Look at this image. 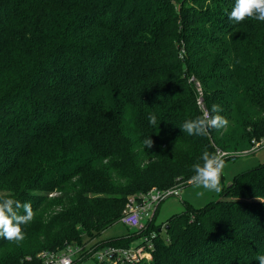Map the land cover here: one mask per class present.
Instances as JSON below:
<instances>
[{"label": "trees", "instance_id": "obj_1", "mask_svg": "<svg viewBox=\"0 0 264 264\" xmlns=\"http://www.w3.org/2000/svg\"><path fill=\"white\" fill-rule=\"evenodd\" d=\"M234 3L0 0V198L34 212L23 241L0 238V264H40V251L69 245L84 247L72 264H113L85 246L151 233L152 260L129 264H258L264 162L218 200L102 237L131 196L186 186L205 150L264 138V21L229 20ZM200 97L228 124L189 136L181 126L202 115Z\"/></svg>", "mask_w": 264, "mask_h": 264}, {"label": "clouds", "instance_id": "obj_2", "mask_svg": "<svg viewBox=\"0 0 264 264\" xmlns=\"http://www.w3.org/2000/svg\"><path fill=\"white\" fill-rule=\"evenodd\" d=\"M249 18L264 21V0H235L228 19L240 23ZM200 103L202 104V101ZM220 112L222 108L218 104L214 103L210 110L202 106V115L186 120L181 129L189 136H208L210 130H219L228 124V120L220 115ZM148 121L150 125L156 126L157 116L150 113ZM141 143L147 149L154 145V141L149 137L143 139ZM227 155L220 151L210 153L205 150L200 160L192 165L194 174L190 177L189 183L196 189H202L196 192L197 198L204 197L205 192L221 191V175L226 167ZM33 218L34 212L30 202L22 203L12 198H0V238L19 244L25 239L22 225L29 224ZM257 261L258 264H264V254L258 255Z\"/></svg>", "mask_w": 264, "mask_h": 264}, {"label": "rangeland", "instance_id": "obj_3", "mask_svg": "<svg viewBox=\"0 0 264 264\" xmlns=\"http://www.w3.org/2000/svg\"><path fill=\"white\" fill-rule=\"evenodd\" d=\"M197 86L199 90H202L200 82H197ZM204 101V100H203ZM242 144V145H240ZM248 143H239V146L235 149H230L229 152L235 151L237 154L234 156H230L226 158V167L223 169L221 175V191L216 192H205V196L202 198L196 197V192L201 191L202 189L194 188L190 183L186 186L182 187L179 194L177 196H170L167 199L161 201L155 209V213H151V217L155 214V223L162 224L171 216L182 213L186 211L188 204L192 205L193 207H201L210 201L220 199L221 192L223 188L227 185H230L236 176L243 173L244 171L250 170L253 167L257 166L259 163L264 162V144L261 146L255 145L256 143L247 145ZM233 158V159H232ZM236 158V159H234ZM150 218V217H149ZM148 217H145L143 220V224L146 225L147 221H149ZM167 226L166 224L164 225ZM128 230H136L134 228H128L121 222H117L109 229L105 230L102 234V237H112L118 236L126 233ZM162 233L165 234V229H162ZM155 235L147 234L139 238L137 241H134L131 246L133 248H140L144 249L145 257L144 260H152L153 258V250L155 248L153 243V237ZM94 244V243H90ZM88 245L90 248L92 245ZM152 245V246H150ZM97 248V246H94ZM88 254V253H87ZM149 256V257H148ZM142 260V259H141ZM138 262V261H136ZM149 262V261H148Z\"/></svg>", "mask_w": 264, "mask_h": 264}, {"label": "built area", "instance_id": "obj_4", "mask_svg": "<svg viewBox=\"0 0 264 264\" xmlns=\"http://www.w3.org/2000/svg\"><path fill=\"white\" fill-rule=\"evenodd\" d=\"M200 93L202 94L201 91ZM201 101L202 104L200 103ZM198 104L201 109L202 106H206L202 97L198 99ZM255 143V145L261 146L262 144H264V138L260 141H256ZM218 151L227 153L228 155L225 158L237 154L235 151L229 152L222 149H218ZM180 190L181 189L179 187H172L167 189L153 188L147 193H140L138 195L131 196L128 200L126 208L123 211L120 221L129 228H142L144 226V218L151 217V213L155 212L156 206L162 200L170 196H177ZM85 248L87 249V252L84 253L85 255L94 257L100 262L106 260L113 264H129L131 262L140 261L141 259L143 260L145 259V257H147L142 247L133 248L109 245L103 248H88V246H85ZM83 250V246L69 245L66 249L60 251H40L36 254L35 258L41 260L40 264H72L77 258L81 256ZM26 259L29 261H34L33 256H28Z\"/></svg>", "mask_w": 264, "mask_h": 264}, {"label": "water", "instance_id": "obj_5", "mask_svg": "<svg viewBox=\"0 0 264 264\" xmlns=\"http://www.w3.org/2000/svg\"><path fill=\"white\" fill-rule=\"evenodd\" d=\"M166 227H168V225Z\"/></svg>", "mask_w": 264, "mask_h": 264}]
</instances>
